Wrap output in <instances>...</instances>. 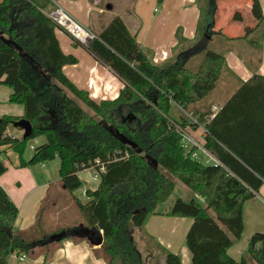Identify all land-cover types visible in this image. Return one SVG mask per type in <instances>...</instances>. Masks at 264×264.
Instances as JSON below:
<instances>
[{"label":"trees","instance_id":"trees-1","mask_svg":"<svg viewBox=\"0 0 264 264\" xmlns=\"http://www.w3.org/2000/svg\"><path fill=\"white\" fill-rule=\"evenodd\" d=\"M216 1L197 3L201 18L189 46L200 57L191 68L181 59L154 63L152 53L142 50L123 21L114 17L85 48L123 83L116 99L100 102L63 73L77 61L60 49L56 28L45 15L50 1H0V86L11 90L9 103L23 107L21 119L33 128L28 139L12 138L7 128L20 119L2 117L0 149L17 156L18 168L58 160L61 186L82 219V225L71 229L45 231L37 221L35 228L15 232L18 210L0 188V264H9L13 254L31 257L36 249L67 238L85 240L56 239L79 227L102 233L97 255L107 264H144L128 226L142 229L173 193L175 183L162 170L193 194L189 202L177 199L168 212L192 221L184 241L191 264H264L262 233L251 236L245 258L236 262L227 255L243 233V206L264 181V77L254 75L242 83L210 120L211 112L194 111L215 90L226 68L224 53L207 49L204 38ZM261 28L243 38L224 39L248 41ZM175 106L186 115L192 113L196 124L188 115L173 119ZM197 125L205 129L204 149L221 166H205L181 147L175 126L185 131ZM37 139L43 142L26 160L28 142ZM101 167L97 188L87 189V202H81L74 195L82 187L78 173ZM5 171L0 158V176ZM44 258L48 260V251ZM164 264L181 260L168 253Z\"/></svg>","mask_w":264,"mask_h":264},{"label":"crops","instance_id":"crops-1","mask_svg":"<svg viewBox=\"0 0 264 264\" xmlns=\"http://www.w3.org/2000/svg\"><path fill=\"white\" fill-rule=\"evenodd\" d=\"M198 2L199 0H162L160 3L158 0H58L64 11L89 28L94 35H98L114 17H119L140 48L152 53L154 63L181 59L184 64L191 65L196 58L195 65L192 63L194 66L198 64L200 54L191 52L189 43L196 37L201 18ZM260 24L262 31L256 32L248 41L226 40L243 38ZM210 32L208 44L217 39L218 46L213 51L224 53L226 68L221 77H225L229 84L226 88L217 84L215 90L195 106L200 114L212 112L213 107H222L241 84L252 76L264 77V0H217ZM55 34L62 53L77 61L75 65L63 68L67 79L78 89L86 91L95 102L116 99L123 87L122 81L85 48L74 43L68 35L57 30ZM177 34L182 40L178 39ZM10 94L11 90L0 86V119H21L23 107L10 104ZM187 131L195 140L203 141L200 129L187 128ZM6 134L16 139L23 135L22 131L10 127ZM0 153L6 168L5 173L0 176V188L18 210L15 232L33 229L37 221L38 228L45 231L82 225L72 197L61 186L58 177L59 163L55 168H50L48 164L18 168V159L10 149L2 147ZM54 173L57 174V179H54ZM80 181L84 183L81 179ZM88 182L90 190L97 188L98 183ZM85 190L84 188L83 191ZM76 197L79 198L80 195ZM80 201L82 202L81 199ZM263 201L264 181L255 197L244 204L243 233L240 240L227 250V255L236 262L246 257L251 236L255 233L264 234ZM168 212L169 210H165L162 214L151 216L142 229L132 228L133 231H129L133 242L134 238L137 242L138 246L135 242L134 245L144 264H164L168 253L179 256L181 264H191L184 241L192 221L170 217ZM100 248L101 246H92L86 240L75 242L67 238L62 242L49 244L47 249H36L24 261H19L20 255L13 254L9 264H107L102 256L97 255ZM46 251L48 260L44 258ZM248 264L254 263L248 261Z\"/></svg>","mask_w":264,"mask_h":264},{"label":"built area","instance_id":"built-area-1","mask_svg":"<svg viewBox=\"0 0 264 264\" xmlns=\"http://www.w3.org/2000/svg\"><path fill=\"white\" fill-rule=\"evenodd\" d=\"M52 7L48 12L45 13V15L51 20V22L54 24L57 31L63 32L66 35H68L74 43L77 45L87 48L93 39L96 38V35L87 27L81 25L78 21H76L71 15H69L64 9L59 5L58 0H49ZM218 111L217 107L212 108V112L207 118V120H210L214 117L215 113ZM189 121L191 123L196 124L195 119L188 116ZM197 129H200V132L202 133L203 137L205 135V129L203 126L197 125ZM176 132H178L181 135V147L184 149L186 154H189L191 159L205 165V166H221L220 163L209 153L207 152L203 147V141L199 142L195 140L193 137L190 136L187 129L184 131L180 127L175 126ZM36 141L34 140L33 143ZM31 151H33L34 147L33 145H30L28 147ZM97 166H99V163L95 162ZM93 170V174L91 176L92 182L99 183V176L100 173L103 172V168L101 167L100 170L95 169H89ZM86 191V190H85ZM85 191L82 192L80 195V199H86ZM264 203V201H263ZM26 258L25 255L19 256V261H24Z\"/></svg>","mask_w":264,"mask_h":264},{"label":"rangeland","instance_id":"rangeland-1","mask_svg":"<svg viewBox=\"0 0 264 264\" xmlns=\"http://www.w3.org/2000/svg\"><path fill=\"white\" fill-rule=\"evenodd\" d=\"M119 1V0H118ZM121 2H123V0H120ZM218 45H217V39H215V40H213V42H211V43H209L208 45H207V49H209V50H214L213 48H215V47H217ZM197 60H196V58H194L193 60H192V63L195 65V62H196ZM192 63H191V66L189 65V67L191 68V67H193L194 65H192ZM229 83H228V80L225 78V77H221V79H220V81H219V83H218V85H220V87H227L226 85H228ZM69 95V94H68ZM84 108V110L87 112V113H89L90 115H93L92 113H91V111L90 110H88L87 108H85V107H83ZM195 112H197L196 111V109L194 110ZM197 113H199V112H197ZM192 114V113H191ZM190 114V115H191ZM188 116H190L189 114H187ZM186 115V113L185 112H182L178 107H173V109H172V113H171V116H172V118L173 119H177L178 118V116H183V117H185V116H187ZM191 117V116H190ZM10 128H13L12 126H9ZM14 129V128H13ZM14 130H18V129H14ZM20 131V130H19ZM21 133V132H20ZM36 141V140H35ZM43 142V140L42 139H37V141L35 142V143H33V141H29L28 142V146L29 145H33V147H36V146H38V145H40L41 143ZM32 155V151L30 150V149H26V152H25V154H24V157L26 158V159H28L30 156ZM17 157V156H16ZM46 164H48L49 165V167L50 168H55L56 166H57V164H58V160H54V161H52V162H49V163H46ZM59 165V164H58ZM93 170H89V169H87V170H84V171H81L80 173H78V178H80L82 181H84V183H82V187L79 189V190H77L76 192H75V195L76 196H79V195H81V192L84 190V188L87 190V189H89L90 190V183L88 182V181H92L91 180V176H92V174H93ZM162 172L166 175V176H168L174 183H175V188H174V191H173V193L171 194V196L167 199V201L165 202V203H163V204H161L160 206H158L157 207V209H156V212L157 213H163L165 210H170L171 209V206L174 204V202L177 200V199H180V200H182L183 202H189L190 200H191V198L193 197V194L190 192V191H188L182 184H180L179 182H177L175 179H173L171 176H169L165 171H163L162 170ZM54 179H57V174L56 173H54ZM92 183H94V184H97L96 182H92ZM82 200V202L83 203H85V202H87V200L86 199H81ZM74 202V201H73ZM211 212L209 211V214H210ZM211 216L213 215L212 213L210 214ZM128 230L131 232V231H133V229H132V227L131 226H128ZM135 231H137V230H135ZM134 242H135V238H134ZM135 244L137 245V242H135ZM138 246V245H137ZM158 252H160V250H157Z\"/></svg>","mask_w":264,"mask_h":264},{"label":"water","instance_id":"water-1","mask_svg":"<svg viewBox=\"0 0 264 264\" xmlns=\"http://www.w3.org/2000/svg\"><path fill=\"white\" fill-rule=\"evenodd\" d=\"M50 10V9H48ZM211 27H212V23L209 27H206V29L204 30V38L208 41L210 39L211 36ZM130 117V116H128ZM131 120L134 119L133 116L130 117ZM11 126L14 129H18L20 131H22L23 135H22V139H28L32 132H33V128L31 126V124L24 120V119H20L19 121L13 122L11 124ZM73 236H78V237H82L84 238L86 241H88L92 246L95 247H100L103 243V237L102 234L95 230V229H84L82 227H79L78 229H76L75 231H66V232H61L60 234L56 235V239L59 238H64V237H73Z\"/></svg>","mask_w":264,"mask_h":264}]
</instances>
